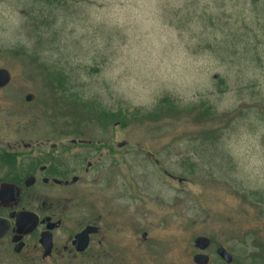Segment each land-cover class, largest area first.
Masks as SVG:
<instances>
[{"label":"rangeland","instance_id":"374dc122","mask_svg":"<svg viewBox=\"0 0 264 264\" xmlns=\"http://www.w3.org/2000/svg\"><path fill=\"white\" fill-rule=\"evenodd\" d=\"M263 3L0 0L10 77L0 111L14 123L55 120L62 138L81 130L124 144L106 190L79 187L86 199L107 195L110 223H124L121 264H195L198 237L210 240L208 264H225L218 248L231 264H264ZM87 107L118 118L97 121Z\"/></svg>","mask_w":264,"mask_h":264},{"label":"flooded vegetation","instance_id":"af4514ba","mask_svg":"<svg viewBox=\"0 0 264 264\" xmlns=\"http://www.w3.org/2000/svg\"><path fill=\"white\" fill-rule=\"evenodd\" d=\"M98 123L104 133L109 123ZM59 126L51 119L14 123L10 109L0 111V264H78L85 257L121 264L124 244L115 234L123 235L124 223H110L107 195L93 191L86 199L79 187L90 180L106 190L124 144L88 140L81 130L62 138Z\"/></svg>","mask_w":264,"mask_h":264},{"label":"water","instance_id":"95a60500","mask_svg":"<svg viewBox=\"0 0 264 264\" xmlns=\"http://www.w3.org/2000/svg\"><path fill=\"white\" fill-rule=\"evenodd\" d=\"M10 80L9 74L6 70L0 69V88L5 87ZM32 99L31 95H27L25 97V100L27 102H30ZM143 239L145 238V234H143ZM210 245V240L205 237H198L194 240V246L197 250H199L201 253L197 254L193 257V261L195 264H208L209 258L208 256L202 254L203 251H205ZM217 256L224 261L226 264L232 263V257L223 249L219 248L216 251Z\"/></svg>","mask_w":264,"mask_h":264},{"label":"trees","instance_id":"16d2710c","mask_svg":"<svg viewBox=\"0 0 264 264\" xmlns=\"http://www.w3.org/2000/svg\"><path fill=\"white\" fill-rule=\"evenodd\" d=\"M42 1H44V2H46L48 4H51V3L55 2V0H42ZM262 9H263L262 11L264 13V3L262 4ZM263 17H264V15H263ZM263 23H264V20H263ZM260 35H261V38L263 40V47H264V26H263V28L260 31ZM52 77L53 76L51 75V80L52 81H53V79L57 80V81L54 80L56 90H60L62 92V94H64L65 96H68L67 98H69V99L74 98L75 101L80 102L78 97L74 96L72 93L69 92V89L63 84V79L59 75H55V77H53V78ZM166 105H169V100L167 98L162 99L159 102L157 108L161 109L162 106H166ZM87 108H88L87 109L88 110L87 114H90V116H92L94 114V117H95V119L97 121H108V122H111L114 119L118 118V115L115 116V115H113L111 113H105V112H101V111H98V110L94 111L92 109H89V107H87ZM208 110L209 109H206L205 111L208 112ZM88 117H89V115H88Z\"/></svg>","mask_w":264,"mask_h":264}]
</instances>
